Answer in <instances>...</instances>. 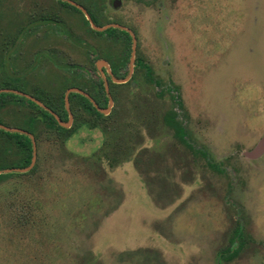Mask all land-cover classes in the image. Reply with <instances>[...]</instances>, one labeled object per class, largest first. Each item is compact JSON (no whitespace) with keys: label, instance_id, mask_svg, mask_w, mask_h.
Segmentation results:
<instances>
[{"label":"rangeland","instance_id":"374dc122","mask_svg":"<svg viewBox=\"0 0 264 264\" xmlns=\"http://www.w3.org/2000/svg\"><path fill=\"white\" fill-rule=\"evenodd\" d=\"M14 4L0 0V90L3 79L18 85L2 71L16 63ZM122 11L135 57L161 84L128 64L108 115L69 102L72 128L35 130L33 168L0 177V264H264V153L248 155L264 137V0L129 2ZM84 30L83 54L63 40L72 55L62 63L88 69L104 56L118 65L126 46ZM17 105L0 109V121L29 129V110ZM172 111L186 142L165 122ZM19 158L12 148L0 169L23 168Z\"/></svg>","mask_w":264,"mask_h":264},{"label":"flooded vegetation","instance_id":"af4514ba","mask_svg":"<svg viewBox=\"0 0 264 264\" xmlns=\"http://www.w3.org/2000/svg\"><path fill=\"white\" fill-rule=\"evenodd\" d=\"M129 2H133L135 6L147 8L156 5L158 0H14V7L19 12L17 19L13 20L15 33L11 56L15 57L16 63L14 69L7 70L8 66L7 68L3 66L2 71L7 73V76L11 73L19 86L11 88L10 82H5L3 79L2 84L6 87L1 90L15 92L18 96L15 99L7 98L6 104L1 99L3 104L0 105V109L10 102H15L16 105L20 103L17 107L22 105L24 113L29 110L30 128L19 126L18 129L25 132H10H19L32 139L29 133L36 138L35 130L38 127L57 132L60 130L59 126L65 129L72 128L75 120L66 99L70 89H75L69 94V102L74 107H78L82 112L86 111L98 116L93 109L96 107L102 115H108L105 110L110 105L112 90L127 83L118 82L124 80L120 75L122 68L132 63L135 68L145 67L146 73L151 74V69L140 57H135L132 61L134 51L135 55L137 53V36L132 28L130 15L122 14V8ZM20 11H26L27 14ZM92 22L104 29L95 28ZM84 27H88L89 33L94 34L95 36L92 37H95L98 42L119 43L126 46L124 54L120 55L121 59L117 60L118 65L104 56H97L94 67L88 69L79 63H62L63 58L72 55L63 49V40L66 42L71 38L70 43L75 45L78 51L80 49V55L83 54L88 33ZM93 47H87L86 51L94 55L96 47L95 49ZM23 57L28 58L27 65L23 64ZM52 70L55 71L57 78L52 73L55 78L48 81L49 78L51 79L49 71ZM132 72V69L125 70L123 74L128 77ZM1 76L5 75L2 73ZM24 85H28L34 92L28 93L21 90L23 88L20 86ZM85 98L92 106H89ZM45 111L53 115L54 120L46 115ZM51 123L54 127L49 126ZM0 124L3 123L0 122Z\"/></svg>","mask_w":264,"mask_h":264},{"label":"trees","instance_id":"16d2710c","mask_svg":"<svg viewBox=\"0 0 264 264\" xmlns=\"http://www.w3.org/2000/svg\"><path fill=\"white\" fill-rule=\"evenodd\" d=\"M147 77L150 81H152L153 83H155L156 85H160L161 82L159 80H155L152 76V74H150V72L147 74ZM6 92H1L0 93V105L1 104H6V99L3 98L4 102H2V95L5 94ZM161 96L164 95V92L159 93ZM85 100H87L85 98ZM87 103L89 104V106H92L91 103H89V101L87 100ZM95 114H97L98 116H102V113L100 111H98L96 109V107H93ZM45 114L48 116H51L52 119L54 120L53 115H51L50 113H48L47 111H45ZM175 113L172 111L170 112L168 115H166L165 118V122L167 124H169L170 126H172L175 129L176 134L183 140L185 141V136H186V131L185 129L180 126L179 122L176 121L175 119ZM1 122V121H0ZM50 127H54V124L51 123L49 124ZM60 130L58 131L60 132H66V130L63 127H60ZM186 142V141H185ZM190 148H192L191 145H188ZM12 148H15V150L17 151L18 155H19V161H21L23 163V168L28 167L31 163H32V159H33V155H34V149H33V142L32 139L30 137H28L25 134H21L19 132H10V131H6L2 128H0V157L5 160V156H9L11 153ZM202 154H205L204 152ZM13 167L10 168H1L0 171L2 170H7V169H11ZM8 174H19L18 172L12 171V172H8V173H2L0 174V177L2 175H8Z\"/></svg>","mask_w":264,"mask_h":264},{"label":"water","instance_id":"95a60500","mask_svg":"<svg viewBox=\"0 0 264 264\" xmlns=\"http://www.w3.org/2000/svg\"><path fill=\"white\" fill-rule=\"evenodd\" d=\"M89 18H90V16H89ZM90 19H91V18H90ZM91 20H92V19H91ZM92 23H93V22H92ZM93 26H94L95 28H97V29H101V30L104 29V28H99V27L96 26L94 23H93ZM134 47H135V50H136V42H135V46H134ZM134 60H135V51H134V58H133L132 61H134ZM128 79H129V78H126V79H124V80H119L118 82H127ZM73 90H75V89H70V90L68 91V93H67V96H66V99H67V102H68V104H67L68 107H69V94H70ZM4 91H6V90H0V93H1V92H4ZM108 91H109V89H108ZM109 94H110V92H109ZM110 98H111V100H110V105H109L108 109L105 110V113H106V114H109V113H110L111 108H112V105H113V98H112L111 94H110ZM38 103L41 104L39 101H38ZM71 116H72V114H71ZM71 120H72V117H71ZM0 127L3 128V129L9 130V131H22V132H25V131H23V130L9 128V127H7V126H5V125H3V124H0ZM29 135H30V136L32 137V139H33L34 155H33L32 163H31L28 167H25V168H11V169H7V170H2V171H0V174H2V173L12 172V171H15V172H27V171H29V170H31V169L33 168V166H34L35 163H36V159H37V142H36V140H35L33 134H30V133H29ZM263 153H264V137H263V139L261 140V142L259 143V145L257 146V148H256L254 151L248 153V155H249L250 157H258V156L262 155Z\"/></svg>","mask_w":264,"mask_h":264}]
</instances>
